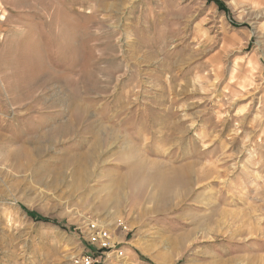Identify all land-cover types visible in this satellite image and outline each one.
<instances>
[{
    "label": "rangeland",
    "instance_id": "rangeland-1",
    "mask_svg": "<svg viewBox=\"0 0 264 264\" xmlns=\"http://www.w3.org/2000/svg\"><path fill=\"white\" fill-rule=\"evenodd\" d=\"M221 1L0 0V264H264V0Z\"/></svg>",
    "mask_w": 264,
    "mask_h": 264
},
{
    "label": "built area",
    "instance_id": "built-area-1",
    "mask_svg": "<svg viewBox=\"0 0 264 264\" xmlns=\"http://www.w3.org/2000/svg\"><path fill=\"white\" fill-rule=\"evenodd\" d=\"M90 235H91L90 241L93 244H101L102 247H105V248H107L108 246L111 247V243L109 241L110 240V232L106 228H103L101 226L93 224ZM116 253H117L118 259H119V257H121L120 255H122V254H120V252L118 254V251H116ZM101 254L105 255L106 252H102ZM82 262L84 264H95V263L99 264L100 263L98 258L93 257L91 255L83 258Z\"/></svg>",
    "mask_w": 264,
    "mask_h": 264
},
{
    "label": "trees",
    "instance_id": "trees-1",
    "mask_svg": "<svg viewBox=\"0 0 264 264\" xmlns=\"http://www.w3.org/2000/svg\"><path fill=\"white\" fill-rule=\"evenodd\" d=\"M209 3H215L220 9L224 10L225 9V5L224 3L221 1V0H207ZM35 216V215H33ZM35 218L43 221V222H46V223H49L50 221L46 220V219H41L37 216H35Z\"/></svg>",
    "mask_w": 264,
    "mask_h": 264
},
{
    "label": "bare ground",
    "instance_id": "bare-ground-1",
    "mask_svg": "<svg viewBox=\"0 0 264 264\" xmlns=\"http://www.w3.org/2000/svg\"><path fill=\"white\" fill-rule=\"evenodd\" d=\"M27 110V109H26ZM60 131V130H62V131H67L68 130V124H66V125H62V126H60V127H58L56 130H55V132L56 131ZM98 145V144H97ZM42 150V149H41ZM87 159H89L88 160V162H92L94 159H93V157H91V156H89V158H87ZM29 162V161H28ZM28 164V163H27ZM79 175H82L83 174V172L82 171H79V173H78ZM82 182L84 181V179H80ZM181 183V182H180ZM164 195H166L165 193H164Z\"/></svg>",
    "mask_w": 264,
    "mask_h": 264
}]
</instances>
